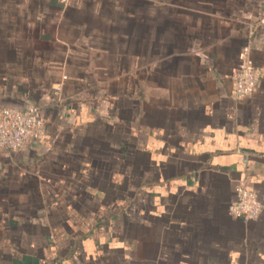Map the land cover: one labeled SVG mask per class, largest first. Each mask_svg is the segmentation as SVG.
I'll return each instance as SVG.
<instances>
[{
    "label": "crops",
    "instance_id": "obj_1",
    "mask_svg": "<svg viewBox=\"0 0 264 264\" xmlns=\"http://www.w3.org/2000/svg\"><path fill=\"white\" fill-rule=\"evenodd\" d=\"M264 0H0V264H264ZM261 69L233 95L240 50Z\"/></svg>",
    "mask_w": 264,
    "mask_h": 264
},
{
    "label": "built area",
    "instance_id": "obj_2",
    "mask_svg": "<svg viewBox=\"0 0 264 264\" xmlns=\"http://www.w3.org/2000/svg\"><path fill=\"white\" fill-rule=\"evenodd\" d=\"M67 4L70 0H60ZM264 23V19H261ZM261 69L251 58L249 46L243 47L238 55V67L234 73L233 95L241 99L252 95L257 87ZM44 134V119L41 110L32 106L24 109L3 106L0 107V150L17 151L30 138H39ZM235 199L228 207L232 218L244 221L257 219L264 206L257 195L249 190L244 182L239 181L235 187Z\"/></svg>",
    "mask_w": 264,
    "mask_h": 264
}]
</instances>
